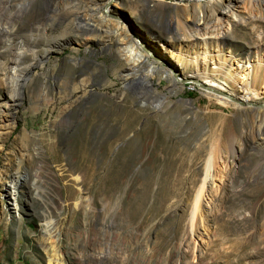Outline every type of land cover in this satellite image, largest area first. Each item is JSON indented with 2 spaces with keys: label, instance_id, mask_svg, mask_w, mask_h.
Segmentation results:
<instances>
[{
  "label": "rangeland",
  "instance_id": "obj_1",
  "mask_svg": "<svg viewBox=\"0 0 264 264\" xmlns=\"http://www.w3.org/2000/svg\"><path fill=\"white\" fill-rule=\"evenodd\" d=\"M0 1V103L11 83L18 90L8 133L0 122V264H264V127L250 108L264 95L237 109L205 95L199 78L169 92L154 72L167 96L155 106L140 86L124 88L143 81L146 63L128 66L114 36L84 30L120 15L181 54L220 47L242 58L263 43V12L200 47L175 38L193 27L182 7L194 0L138 2L133 12L134 0H114L107 15L96 10L106 0ZM17 174L15 201L3 181Z\"/></svg>",
  "mask_w": 264,
  "mask_h": 264
},
{
  "label": "bare ground",
  "instance_id": "obj_2",
  "mask_svg": "<svg viewBox=\"0 0 264 264\" xmlns=\"http://www.w3.org/2000/svg\"><path fill=\"white\" fill-rule=\"evenodd\" d=\"M113 1L106 0V2L99 6L104 5L108 10ZM118 2H123V0H118ZM128 2L130 1L128 0ZM138 2L145 4L151 2V0L131 1L127 4L131 12L138 11L140 7ZM208 2H212L213 5ZM7 3V1H0V5ZM207 3L210 6L208 10H206ZM187 5L188 7H182V17L191 18L193 27L188 32L182 34L184 37L176 35L175 38L181 41L184 38L188 40L187 42L196 38V41L200 43V47L206 44V39L210 38V36L214 38L213 41L222 42L221 39L229 32L231 26L239 23L253 24L258 16L255 12L264 13V0H208L205 2L194 0ZM236 5H238L237 8L235 7ZM85 6L86 8L90 7L87 4ZM244 13H249V15L245 16ZM110 18H113L115 21L107 20L102 16L99 21H95L96 24L85 22L86 27H84V30L89 33L93 31L98 35L101 34V37L105 39L111 35L114 36L113 41L117 54L128 63V66L134 67L140 66L144 62L146 63L143 67L145 68V74L141 77L143 81L139 85V94H149L155 106H159L162 100H167V96L161 92H157L155 87L151 85L149 75L151 76L154 72L157 73V81L160 77L168 79L170 83L168 87L169 92H174L179 88L177 85L179 79L196 80L199 78L204 81V87L207 90L205 95L209 97L213 95L212 97H215L221 105H230L237 109L256 105L251 101L264 95V40L262 41L263 43L260 42L258 45L252 44L254 45L253 47L247 48L242 58L236 57L235 54L229 51H221L220 47L212 49L213 52H208L203 47L201 51L194 53V55L181 54L180 48L175 42L158 43L154 41L149 36H145L141 30L137 29L130 19H127V23H125L114 17ZM141 35L143 36L141 37ZM139 41L143 45V48L140 47ZM151 54L154 57L148 61V56ZM161 62L167 63L166 67ZM190 63L196 67L188 72H184V67ZM14 69L13 67L12 70L14 71ZM176 71L181 73L180 78L175 77ZM17 91L16 82L14 84L11 83V85L5 88V94L8 97L3 103H0V109L3 108L6 111V113L2 114V117L0 115V122L4 124L3 128L7 130V133L11 127L6 122L15 118V108L18 98L14 95H18ZM250 108L254 112L251 123L253 126L257 125L260 131L264 127V105ZM218 151V147L213 151L211 150L208 157L204 160L205 174L209 172L211 167L213 168L214 162L218 159ZM19 178H22V176L17 174L12 178V181H9L8 177L3 181L4 189L10 191L15 201L19 199L20 190L17 188V180ZM205 178L206 175L202 180L201 190L197 193L194 202L195 208L199 204V194L202 192ZM262 194H264V191H262ZM261 223H264V220Z\"/></svg>",
  "mask_w": 264,
  "mask_h": 264
},
{
  "label": "water",
  "instance_id": "obj_3",
  "mask_svg": "<svg viewBox=\"0 0 264 264\" xmlns=\"http://www.w3.org/2000/svg\"><path fill=\"white\" fill-rule=\"evenodd\" d=\"M98 9H100L101 12H103L105 15L109 14V13H108V10L106 9V6H104V5L99 6V7H96V10H98ZM110 15H111L112 17H114V18H116V19L122 21V22L127 23V20H125V19H124L122 16H120V15H114V14H110ZM139 44L141 45L140 47L143 48V45L140 43V41H139ZM150 56H151V57H154L152 54H151ZM176 78H177V77H176ZM186 80H187V79H182L181 81L185 82ZM193 82L195 83V85H197V86H201L199 82H197V81H195V80H193ZM140 84H141V81L139 80V76H138V75H135V76L133 77V79H131V80L128 81V83H127V82L124 83V88H126V89H130V90H131V93L136 94V91H137V89H138V87H139ZM189 100H190V99H187V100H185V101H189ZM143 104H144V102L141 101V102H140V105H143ZM150 104H151V103H150ZM151 105H153V104H151ZM259 105L261 106V105H264V104H259Z\"/></svg>",
  "mask_w": 264,
  "mask_h": 264
}]
</instances>
